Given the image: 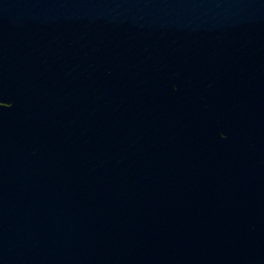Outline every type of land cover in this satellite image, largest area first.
<instances>
[{
    "label": "water",
    "instance_id": "1",
    "mask_svg": "<svg viewBox=\"0 0 264 264\" xmlns=\"http://www.w3.org/2000/svg\"><path fill=\"white\" fill-rule=\"evenodd\" d=\"M0 264H264V0H0Z\"/></svg>",
    "mask_w": 264,
    "mask_h": 264
}]
</instances>
